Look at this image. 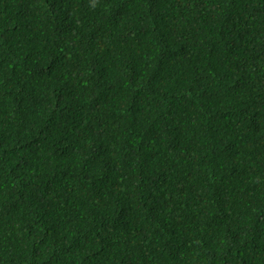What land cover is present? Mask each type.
<instances>
[{"label": "trees", "instance_id": "obj_1", "mask_svg": "<svg viewBox=\"0 0 264 264\" xmlns=\"http://www.w3.org/2000/svg\"><path fill=\"white\" fill-rule=\"evenodd\" d=\"M0 264H264V0H0Z\"/></svg>", "mask_w": 264, "mask_h": 264}]
</instances>
